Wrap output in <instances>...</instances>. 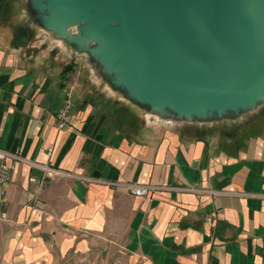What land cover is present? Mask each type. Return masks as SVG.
Returning <instances> with one entry per match:
<instances>
[{
	"label": "crops",
	"instance_id": "1",
	"mask_svg": "<svg viewBox=\"0 0 264 264\" xmlns=\"http://www.w3.org/2000/svg\"><path fill=\"white\" fill-rule=\"evenodd\" d=\"M104 75L27 0H0V147L56 171L18 165L0 264H264V117L172 127L106 96ZM78 177L170 190L136 197Z\"/></svg>",
	"mask_w": 264,
	"mask_h": 264
},
{
	"label": "water",
	"instance_id": "2",
	"mask_svg": "<svg viewBox=\"0 0 264 264\" xmlns=\"http://www.w3.org/2000/svg\"><path fill=\"white\" fill-rule=\"evenodd\" d=\"M27 2L147 118L176 111L195 126L264 99V0Z\"/></svg>",
	"mask_w": 264,
	"mask_h": 264
},
{
	"label": "built area",
	"instance_id": "3",
	"mask_svg": "<svg viewBox=\"0 0 264 264\" xmlns=\"http://www.w3.org/2000/svg\"><path fill=\"white\" fill-rule=\"evenodd\" d=\"M72 90L67 92V103L64 110L59 114V127L64 128L67 125L69 119V113L72 108ZM1 140V139H0ZM25 164L33 168L41 169L47 177H52L55 170L51 169L46 165H40L29 161L19 151H7L0 147V219L4 217V209L7 204V186L12 181L14 172L18 165ZM79 179L93 184H100L111 188L122 187L125 191L136 197H146L155 192H163L170 190L169 187L164 185H150V184H139V183H120L115 181H105L99 179H93L89 177H78ZM189 192L197 193H209L210 195L217 194H231L239 195L238 193H221L215 191H201L197 189H184Z\"/></svg>",
	"mask_w": 264,
	"mask_h": 264
},
{
	"label": "rangeland",
	"instance_id": "4",
	"mask_svg": "<svg viewBox=\"0 0 264 264\" xmlns=\"http://www.w3.org/2000/svg\"><path fill=\"white\" fill-rule=\"evenodd\" d=\"M77 29L74 27L73 32L76 33ZM110 85V84H109ZM109 85H103L105 87L104 94L108 97H113L117 100H119L120 103H124V105H129V101L124 98V94L121 91H115L113 88L109 87ZM111 86V85H110ZM263 97H264V91H263ZM126 108V106H125ZM129 109V108H127ZM229 114H226V116L222 119L219 117H216L214 114L216 113L214 110H211V118L209 121H200L195 123V126H198L199 129H210L215 131H222L227 130L230 128H236L240 126H244L249 121L254 119L255 117H258L259 115L264 117V99L258 106L256 107V110L249 111V112H234L232 109H228ZM175 115L169 114L171 118L164 119V122H167L168 119L173 121L172 127H178V125H181V129H191L193 128V124H188L186 121V118L183 114H179L176 111H173ZM136 114V113H135ZM176 115H180L179 117ZM175 117V118H174ZM142 123L147 119H144L143 117L140 118ZM149 121H153V119H149ZM180 121V124H178Z\"/></svg>",
	"mask_w": 264,
	"mask_h": 264
}]
</instances>
